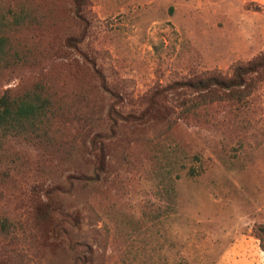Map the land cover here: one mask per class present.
Wrapping results in <instances>:
<instances>
[{
  "label": "rangeland",
  "instance_id": "rangeland-1",
  "mask_svg": "<svg viewBox=\"0 0 264 264\" xmlns=\"http://www.w3.org/2000/svg\"><path fill=\"white\" fill-rule=\"evenodd\" d=\"M20 10L0 96L42 85L53 117L0 132V217L17 226L0 264H264V83L185 114L189 91L167 88L263 53L264 0H88L81 17L0 0L5 23ZM150 101L168 121L135 117ZM51 187L59 244L26 245L30 197Z\"/></svg>",
  "mask_w": 264,
  "mask_h": 264
},
{
  "label": "trees",
  "instance_id": "trees-1",
  "mask_svg": "<svg viewBox=\"0 0 264 264\" xmlns=\"http://www.w3.org/2000/svg\"><path fill=\"white\" fill-rule=\"evenodd\" d=\"M74 14L82 16L88 0H71ZM11 23H5L0 17V70L14 62L21 60L16 51H10L7 35L4 33L5 27L19 25L26 17L24 11H11ZM264 83V52L259 53L245 63L232 66L227 76L218 73L203 74L184 81H174L167 85L171 90L184 89L189 91V95L182 98L178 106L182 113L197 111L207 108L217 102H229L234 104L244 103L259 86ZM153 100V99H152ZM157 106V107H156ZM172 108L164 103L150 101L141 111L138 119L153 115L159 120L168 121ZM125 115L123 118L130 117ZM53 117L51 100L44 91L42 85H36L30 92L12 95L8 91L0 96V132L19 131L25 122L33 123L39 121L47 125ZM133 117V116H132ZM102 164V160L101 163ZM103 165H99L102 169ZM56 187L45 188L41 192L30 197V205L27 210V226L21 228L22 241L26 245L39 247L41 249L50 247L54 249L59 240L56 234V209L50 194ZM71 219L76 224L79 223L81 214L76 210ZM19 222V221H18ZM17 226L12 220L0 217L1 233L9 234L14 237ZM24 228V229H23ZM255 236L260 241V246L264 248V225H258L255 229ZM88 255L91 257L92 250L88 247Z\"/></svg>",
  "mask_w": 264,
  "mask_h": 264
}]
</instances>
